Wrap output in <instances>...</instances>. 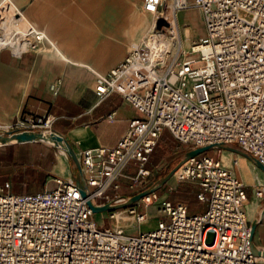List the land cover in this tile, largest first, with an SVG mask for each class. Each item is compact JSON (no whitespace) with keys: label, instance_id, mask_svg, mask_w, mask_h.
<instances>
[{"label":"built area","instance_id":"obj_1","mask_svg":"<svg viewBox=\"0 0 264 264\" xmlns=\"http://www.w3.org/2000/svg\"><path fill=\"white\" fill-rule=\"evenodd\" d=\"M142 5L153 14L150 28L132 39L124 58L98 74L95 84L99 99L116 92L141 115L129 119L113 145L79 151L81 184L75 174L53 175L35 192H14L9 180L0 184V264H264V255L251 247L245 185L215 154L194 155L174 172L197 185L195 197L206 203L204 210L189 212L185 202L155 190L126 206L140 223L147 211H138L136 203L149 207L159 201L152 229L126 233L117 217L120 208L107 210L112 228L93 217L88 201L101 205L125 198L109 190L120 186L117 179L129 164L136 166L129 175L130 194L144 189L139 184L150 172V156L164 129L189 149L237 144L264 165V0H143ZM188 7L200 9L204 34L182 57L176 44L164 59L166 46L152 42L150 31L178 41L170 23L177 24V12ZM7 10L11 14L4 19ZM22 16L10 0L0 1V24ZM159 17L164 23L157 28ZM26 21L19 48L0 49L20 54L49 41ZM55 118L24 112L0 122V135L52 130ZM254 195L263 198L264 189L255 184ZM208 232L211 242H206Z\"/></svg>","mask_w":264,"mask_h":264},{"label":"crops","instance_id":"obj_2","mask_svg":"<svg viewBox=\"0 0 264 264\" xmlns=\"http://www.w3.org/2000/svg\"><path fill=\"white\" fill-rule=\"evenodd\" d=\"M10 1L21 9L25 23L35 24L32 19L36 17L35 25L49 41H44L40 49L30 48L20 54L0 49V122H10L24 112L49 113L56 117L51 129L70 140L78 152L85 147L113 145L139 110L116 92L99 99L96 78L118 64L132 39L150 28L153 16L143 8V0ZM192 9L202 25L199 34L203 35L202 13L197 7ZM181 12H177V18ZM30 168L33 174L22 170L14 175L12 167L1 166L0 184L9 180L10 189L20 192L14 180H36L43 188L51 183L53 175L70 177L76 172L68 153L56 145L49 158ZM135 171L131 163L117 180H129ZM175 177L173 174L168 180H179ZM185 180L195 196L197 185ZM252 182L264 189V180ZM127 190L124 192L129 195L131 190Z\"/></svg>","mask_w":264,"mask_h":264},{"label":"rangeland","instance_id":"obj_3","mask_svg":"<svg viewBox=\"0 0 264 264\" xmlns=\"http://www.w3.org/2000/svg\"><path fill=\"white\" fill-rule=\"evenodd\" d=\"M190 7L186 10H183L178 14V22L180 25L181 32L184 36V41L181 44L175 38L173 39L174 45L171 47L168 52V58L172 55L175 50L176 44L179 47L178 58L182 57L183 54L188 53L190 50L191 44H196L198 38L201 36L202 25L198 19V15L195 10ZM150 17L153 16L151 12ZM11 11L7 10L4 12V19H7L10 16ZM23 20V19H22ZM13 21H18L17 18H14ZM152 20L149 22L151 24ZM22 27L27 26L28 24L22 21L20 23ZM186 27L190 28L191 36L189 37L186 33ZM199 34V35H198ZM198 35V36H197ZM181 36V35H180ZM176 42V43H175ZM183 46V47H182ZM200 63H196L199 65ZM136 114L141 115V112L136 111ZM238 146L237 144H233ZM55 146L52 143L45 141H27V142H12L8 144H0V167L8 166L13 168L14 175L18 171L28 170L30 165L40 164L42 158L50 157L51 148ZM188 145L179 142L167 129H164L159 136L157 144L154 148V153L150 158L148 167L150 172L148 175L142 177L140 181V186L146 188L155 180L154 177L157 174L159 176L165 174L169 171L182 157L184 150H187ZM203 153L215 154L222 159V162L226 164H231V169L246 183L245 192L247 194V203L245 206L246 211L249 215L252 213V216H257L261 208L264 207V197L258 199L254 195V182L252 180H264V172L254 165L250 160H248L244 155L226 149L220 146H215L208 148ZM183 163V162H182ZM181 163V164H182ZM133 169V167L131 168ZM158 173H157V172ZM177 178V175H175ZM178 179V178H177ZM120 186L118 188H113L109 190L110 194L120 193L126 195L124 191L130 190L128 184L130 180H119ZM15 186L19 185L17 191L20 192H35L42 188L36 180H14ZM248 183V184H247ZM44 187V186H43ZM177 190L179 193H174ZM157 194L164 197L168 195L169 198L183 201L187 204L189 212H200L205 209L206 203L199 201L194 196L193 187L187 183V180H167L157 189ZM130 195V194H129ZM159 202V201H158ZM157 203H152L149 207H145L142 204H137L138 211H148L149 216L142 222L129 221L126 222V225H121L125 229L126 233H137L139 231H145L152 229L156 226L158 221V213L156 211ZM121 216H126L129 220H134V217L127 212L126 206L120 207ZM107 210L96 211L93 213V217L98 225L101 227L110 226L111 228L115 225V222L107 218ZM124 214V215H123ZM124 223V221H122ZM264 213L262 214L261 222L256 226L253 241L260 245L259 243L264 244ZM212 232H208L206 236V242H211Z\"/></svg>","mask_w":264,"mask_h":264},{"label":"water","instance_id":"obj_4","mask_svg":"<svg viewBox=\"0 0 264 264\" xmlns=\"http://www.w3.org/2000/svg\"><path fill=\"white\" fill-rule=\"evenodd\" d=\"M32 21L37 24L36 17L32 19ZM164 23V20L162 17H159L156 20L155 26L157 28L161 27V25ZM27 141H45L52 143L56 146L62 147L69 155V157L74 162V165L76 167L75 177L77 181L81 184V165H80V157L79 152L75 145L65 138L63 135L55 132L54 130H47L45 132L40 131H22V132H12L9 134H1L0 135V144H8L12 142H27ZM214 146H220L226 149H230L233 151H236L242 155H244L248 160H250L254 165H256L258 168H260L264 172V165L252 154L245 151L241 147L234 146L233 143H224L219 142L215 144H206L194 148H190L186 150L183 154V157L164 175L158 177L154 182H152L149 186L146 188L139 190L133 194L126 195L123 200L117 201V202H106L104 204H92L90 201L88 203L90 204L92 210L94 212L96 211H103V210H111L115 208L124 207L130 204H133L138 199H140L141 196L150 193L152 191L157 190L161 187L163 183H165L175 172V170L181 165L182 162L187 160L188 158L197 155L199 153L204 152L208 148H212ZM264 211V207L261 208V210L258 212L257 216H253L250 222L251 225V231H250V240H251V247L255 254L264 255V250H260L256 247L254 241H253V234L255 231L256 226L261 222L262 220V214Z\"/></svg>","mask_w":264,"mask_h":264},{"label":"bare ground","instance_id":"obj_5","mask_svg":"<svg viewBox=\"0 0 264 264\" xmlns=\"http://www.w3.org/2000/svg\"><path fill=\"white\" fill-rule=\"evenodd\" d=\"M188 8H190V7H188ZM188 8H185L183 10H186ZM22 21L23 20L21 18H18V21H12L10 23L0 24V47H2L4 45H9L14 49L19 48V45H20L19 37L23 36L29 28V25H27L26 27H22L20 24V23H22ZM169 28L172 31L176 32V34L178 36V42L180 41V43L182 44L184 41V36L181 32L178 20H177V24H175V22L174 23L171 22ZM186 33H188V35L190 37V28L186 27ZM150 34H151L152 42H155V43L161 42L166 46V53H164V55H163V58L166 59L168 57L167 50L171 49V47L174 45V42L170 38H165L161 34V32H153V30H152V31H150ZM195 45L196 44H191L190 50H192ZM185 165L186 164L180 166L177 169V172L179 170L183 169ZM263 213H264V211H263ZM121 215L122 214L120 213V215L117 216L120 225H123V224L126 225V222L134 221V220H129V218H127L126 216H121ZM122 221H124V223H122Z\"/></svg>","mask_w":264,"mask_h":264},{"label":"trees","instance_id":"obj_6","mask_svg":"<svg viewBox=\"0 0 264 264\" xmlns=\"http://www.w3.org/2000/svg\"><path fill=\"white\" fill-rule=\"evenodd\" d=\"M188 150V149H187ZM184 151H186V150H184ZM153 153H154V150L152 151V153H151V156L153 155ZM151 156H150V158H151ZM150 162V161H149ZM149 164V163H148ZM25 171H27V170H25ZM28 172L30 173V174H33L34 173V169L32 170L31 168H29L28 169ZM164 175V174H163ZM18 181H21V180H18ZM179 193L177 190H175L174 191V193ZM127 195V194H126Z\"/></svg>","mask_w":264,"mask_h":264}]
</instances>
